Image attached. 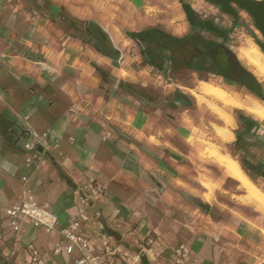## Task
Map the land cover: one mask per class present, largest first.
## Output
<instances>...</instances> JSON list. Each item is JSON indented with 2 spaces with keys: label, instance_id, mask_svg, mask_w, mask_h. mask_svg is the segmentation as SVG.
I'll return each instance as SVG.
<instances>
[{
  "label": "crops",
  "instance_id": "crops-1",
  "mask_svg": "<svg viewBox=\"0 0 264 264\" xmlns=\"http://www.w3.org/2000/svg\"><path fill=\"white\" fill-rule=\"evenodd\" d=\"M58 1L0 0V119L10 124L6 136L0 133V264H29L28 244L43 258L39 264H72L76 251L70 256L52 255L57 245H65L58 234L29 222H22L20 231L13 233L4 208L19 202L28 188L39 204L47 203L65 223L79 208L75 192L92 183L105 190L88 208L90 217L98 213L100 218L98 223L83 224L81 232L96 248L101 235L112 238L108 229L119 235L120 241L112 239L126 253L127 264H140L136 248L147 235L157 240L151 249L155 256L146 254L150 264H172V249L178 245L186 247L195 264H235L186 224L185 213L193 200L175 185L181 179L177 175L182 153L150 141L154 136L148 132L149 118L169 100L163 97L158 105L145 106L119 87L128 83L147 88L135 79V70L117 64L123 62L124 47L138 48L128 33L159 26L146 16L141 27L128 30L124 37L114 24L121 20L122 9L139 14L152 8L151 2L92 0L100 4L94 10L87 0L76 6L74 0ZM110 13L113 25L105 23ZM183 18L169 30L159 28L183 36L189 30L184 13ZM135 57L141 58L139 48ZM146 70L161 76L142 67ZM27 130L50 131L59 139L57 147L50 146L43 154L44 164L33 160L26 165L27 155L15 137ZM105 130L111 132L107 140ZM242 196L237 197L241 204Z\"/></svg>",
  "mask_w": 264,
  "mask_h": 264
},
{
  "label": "rangeland",
  "instance_id": "rangeland-1",
  "mask_svg": "<svg viewBox=\"0 0 264 264\" xmlns=\"http://www.w3.org/2000/svg\"><path fill=\"white\" fill-rule=\"evenodd\" d=\"M145 1L151 2L149 7H153L146 8L145 12L139 14H132L122 9L124 14L121 20H118V24L113 23L112 14L118 13L114 11L110 13L111 19L109 15L105 18V23L117 26V32L125 37L128 30L141 27L143 25L141 23L147 19L146 16L152 19L151 24L171 29L179 22L178 12L183 14L180 2L189 4L196 12L204 10L206 13H213V10L206 7L201 0ZM87 2L94 10L100 8L99 2L92 0ZM58 3H66V0H59ZM74 3L75 6L82 5L84 0H74ZM219 20L223 26L231 28L230 21L226 17ZM248 29H251L250 20L245 14H241V23L231 31L228 42L229 48L235 55L240 48L246 47L248 42H253L247 35ZM258 38L260 39L259 36ZM137 51L138 48L132 44L124 47L123 62L117 64L118 68L130 67L135 70V79L138 83H145L148 91L162 98L167 97L169 100L175 92H180L188 98V106L176 104L171 107L166 103L165 107L163 106L152 118H149L147 124L148 132L150 131L154 136L150 138L152 143L163 149L182 153L181 170L177 175L181 179L176 181L175 185L192 197L191 201L193 200L191 210L185 213L186 224L193 232L205 236L208 243L212 242L229 263L264 264V216H262L264 213L261 212L262 215H260L248 206L243 208L246 206L243 204L252 206L243 200L245 192L239 188L235 180L228 177L224 169L216 162L215 155L212 154L218 151L222 156L232 159L234 155L240 161L246 160L249 164L251 163L249 161H252L255 165H251L264 173V146L254 144L255 138L250 140L253 145L249 147L248 153H237L233 146L234 132L238 127V113L253 117L243 109L222 106L215 102V105L231 118V124H226L208 108L207 102L211 99L204 97L205 101L198 103L191 95V91L201 95L198 91L201 81L196 74L182 70L178 73L171 72L167 78L162 75L160 78L153 77L149 71H142L141 58L135 57ZM121 75L126 77L124 73ZM208 83L226 90L232 98L241 103L252 100L264 105V102L257 100L243 88L221 78L212 77ZM211 124L232 135L233 139L229 142L224 141L211 128ZM261 127L264 129L263 125ZM236 159L234 160L238 163ZM247 176L264 193V178L255 172H249ZM240 195H243L240 197L243 204L237 200ZM140 244L141 242L136 248L138 251Z\"/></svg>",
  "mask_w": 264,
  "mask_h": 264
},
{
  "label": "trees",
  "instance_id": "trees-1",
  "mask_svg": "<svg viewBox=\"0 0 264 264\" xmlns=\"http://www.w3.org/2000/svg\"><path fill=\"white\" fill-rule=\"evenodd\" d=\"M205 4L217 11L216 17L204 19L184 2H180L181 9L189 26L183 36H174L159 27L144 29L137 33H128L127 36L138 40L142 44L140 55L142 67H149L158 71L164 78L170 73L182 70L194 73L199 81L210 82L211 78H221L243 88L257 100L264 102V84L237 59L229 48L228 42L231 31L240 25L241 14L250 20L247 35L253 40L264 54V0H202ZM226 17L231 28L222 25L221 19ZM260 37V39L258 38ZM98 70V69H97ZM103 80L106 78L103 76ZM119 87L145 106H155L162 97L145 88L128 83H119ZM175 103L188 106V98L180 92H175L168 104L174 107ZM238 127L234 132L233 146L237 153H248L252 138L259 146H264V129L253 118L238 113ZM9 123L0 119V133L6 136ZM236 159V156H232ZM242 170L248 175L255 172L264 178V173L253 167L246 160L240 161ZM140 264H150L144 256H140Z\"/></svg>",
  "mask_w": 264,
  "mask_h": 264
},
{
  "label": "built area",
  "instance_id": "built-area-1",
  "mask_svg": "<svg viewBox=\"0 0 264 264\" xmlns=\"http://www.w3.org/2000/svg\"><path fill=\"white\" fill-rule=\"evenodd\" d=\"M213 13H206L204 10L197 12L202 19L206 17H216L217 11L213 9ZM134 43L139 49L142 48V44L138 40H134ZM25 121L28 117L23 118ZM111 137V132L105 130L103 132V140H107ZM16 144L20 149L26 153L25 163L29 165L33 160H37L39 163L44 164L46 159L43 157L45 152H48L50 146L57 147L59 139L54 137L50 131L43 133H37L31 130L20 131L17 133ZM70 143L74 142L71 137L68 139ZM52 143V145H51ZM37 147L42 148V153L36 151ZM22 181H26L25 177H22ZM105 193L102 186L97 184H90L84 191L75 192L76 202L79 204L77 214L68 218L65 223H62L60 219L54 215L47 203L39 204L33 197V192L30 189H25L22 199L4 208V214L7 223L13 233L20 231L22 222H29L32 226L42 229L46 233H56L64 241L65 245H57L53 251V256H58L62 252L70 256L74 251L77 252V258L72 264H127L126 253L122 252L121 246L117 244L112 238L101 235L100 243L96 248L90 237L82 234L81 228L83 224L90 222H99L100 215L95 213L93 217L88 215V208L91 201L100 199ZM102 229V225H99ZM157 240L150 235H147L142 243L138 246L140 255H144L147 259L148 252H152V247L155 246ZM143 244V245H142ZM162 251L165 250L164 245H159ZM26 250L29 253V264L43 263V258L40 253L28 244ZM147 254V255H146ZM173 261L172 264H195L188 257V251L184 245H178L172 249ZM118 262V263H117ZM150 262V261H149Z\"/></svg>",
  "mask_w": 264,
  "mask_h": 264
},
{
  "label": "bare ground",
  "instance_id": "bare-ground-1",
  "mask_svg": "<svg viewBox=\"0 0 264 264\" xmlns=\"http://www.w3.org/2000/svg\"><path fill=\"white\" fill-rule=\"evenodd\" d=\"M177 20L179 22H183L184 20L183 14L180 12L177 14ZM236 57L260 82L264 83V54L259 50L255 43L251 41L248 42L246 47H242L237 51ZM198 91L202 96L194 91H191V95L196 98L198 103L205 101L204 97L211 99L212 102H207L208 108L226 124H231V118L226 115L221 108L215 105V102L220 103L222 106L243 109L264 126L263 104L252 100L246 102L243 101L241 103L232 98L226 90L204 81L200 82ZM211 128L224 141L229 142L233 139L232 135L221 130L218 126L211 124ZM212 154L215 155L216 162L224 169L228 177L235 180L239 184V188L245 192L243 200L254 206L258 211L264 213V193L249 179L241 169L240 165L234 159L222 156L218 151H214Z\"/></svg>",
  "mask_w": 264,
  "mask_h": 264
},
{
  "label": "water",
  "instance_id": "water-1",
  "mask_svg": "<svg viewBox=\"0 0 264 264\" xmlns=\"http://www.w3.org/2000/svg\"><path fill=\"white\" fill-rule=\"evenodd\" d=\"M36 151L38 153H42V148L41 147H37L36 148ZM106 232H107V234L109 236H111L112 238H114L116 241H120V237H119V235L116 232L111 231V230H108V229L106 230Z\"/></svg>",
  "mask_w": 264,
  "mask_h": 264
}]
</instances>
